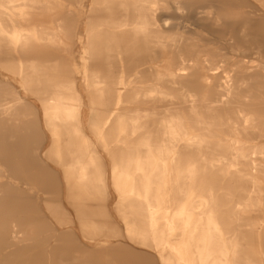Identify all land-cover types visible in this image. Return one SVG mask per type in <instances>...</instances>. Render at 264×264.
<instances>
[{"label":"bare ground","instance_id":"obj_1","mask_svg":"<svg viewBox=\"0 0 264 264\" xmlns=\"http://www.w3.org/2000/svg\"><path fill=\"white\" fill-rule=\"evenodd\" d=\"M0 264H264V0H0Z\"/></svg>","mask_w":264,"mask_h":264}]
</instances>
